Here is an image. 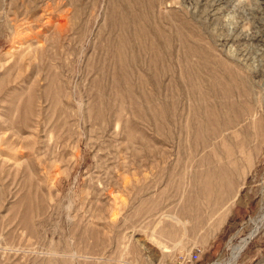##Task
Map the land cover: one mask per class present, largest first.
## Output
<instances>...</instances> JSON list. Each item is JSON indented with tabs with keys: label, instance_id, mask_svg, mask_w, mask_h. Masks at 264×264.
Masks as SVG:
<instances>
[{
	"label": "rangeland",
	"instance_id": "rangeland-1",
	"mask_svg": "<svg viewBox=\"0 0 264 264\" xmlns=\"http://www.w3.org/2000/svg\"><path fill=\"white\" fill-rule=\"evenodd\" d=\"M262 215L264 0H0V264L225 263Z\"/></svg>",
	"mask_w": 264,
	"mask_h": 264
},
{
	"label": "bare ground",
	"instance_id": "bare-ground-1",
	"mask_svg": "<svg viewBox=\"0 0 264 264\" xmlns=\"http://www.w3.org/2000/svg\"><path fill=\"white\" fill-rule=\"evenodd\" d=\"M245 168V167H244ZM245 173V172H244ZM240 174V173H239ZM232 184V183H231ZM232 186V189L234 188V185L232 184L231 185ZM239 190H240V188L235 192V194H234V196H233V199L231 200V204H232V202L234 201V199L236 198V196H237V194H238V192H239ZM222 205V204H221ZM232 206V205H231ZM230 206V207H231ZM230 207L228 208L227 207V205L224 203L222 206H221V212L219 213V217H218V219H215V227L217 228L223 221H224V218L226 217V215H227V213H228V211H229V209H230ZM214 210V209H213ZM163 215V214H162ZM162 215H160V216H162ZM172 215H169V217H168V215H167V217H168V219L170 220V219H172V217H174V216H172ZM166 216H165V219L167 218ZM175 218H177V217H175ZM175 218H173V219H175ZM217 218V217H216ZM172 219V220H173ZM178 219V218H177ZM163 220H164V217H163ZM186 220V219H185ZM177 221H179V220H177ZM263 221H264V215H262L257 221H256V225H255V227L251 230V232L248 234V236H246L245 238L243 237L242 239H241V241H240V243L239 244H236V245H231L230 246V249H231V254H230V257L226 260V261H224L225 263H221V262H218V263H215V264H232L235 260H236V258L240 255V253L243 251V249L247 246V244H248V242L250 241V239L256 234V232L258 231V228L260 227V225L263 223ZM172 222V221H171ZM180 222V221H179ZM184 222V221H183ZM171 224V223H170ZM176 224V223H175ZM179 224V223H178ZM155 225H157V224H155ZM173 225V224H172ZM177 226V225H176ZM163 227V226H162ZM173 227V226H172ZM178 227V226H177ZM162 229V228H161ZM167 230H169V228H166ZM166 229H164V230H166ZM171 229V228H170ZM174 229H175V227H174ZM172 230H173V228H172ZM176 230V229H175ZM188 231V230H187ZM92 232V231H91ZM160 232V231H159ZM177 232V231H176ZM96 233V230L94 231L93 230V232H92V235L93 234H95ZM165 233V232H164ZM170 233V232H169ZM168 234V233H167ZM176 234H178V233H176ZM171 237V236H170ZM177 237V236H176ZM153 239V238H152ZM150 240V239H149ZM155 240V239H154ZM155 242V241H154ZM165 246V245H164ZM163 250V249H162ZM165 251V250H164ZM133 252V251H132ZM141 254V253H140ZM136 255V254H135Z\"/></svg>",
	"mask_w": 264,
	"mask_h": 264
},
{
	"label": "built area",
	"instance_id": "built-area-1",
	"mask_svg": "<svg viewBox=\"0 0 264 264\" xmlns=\"http://www.w3.org/2000/svg\"><path fill=\"white\" fill-rule=\"evenodd\" d=\"M198 258V253L194 252L191 256H189L190 262L196 260Z\"/></svg>",
	"mask_w": 264,
	"mask_h": 264
}]
</instances>
